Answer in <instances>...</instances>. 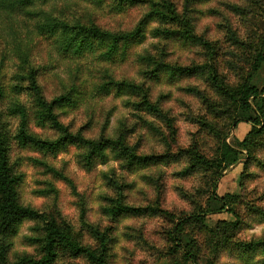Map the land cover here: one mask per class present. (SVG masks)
Segmentation results:
<instances>
[{
  "label": "clouds",
  "instance_id": "1",
  "mask_svg": "<svg viewBox=\"0 0 264 264\" xmlns=\"http://www.w3.org/2000/svg\"><path fill=\"white\" fill-rule=\"evenodd\" d=\"M166 3L175 22L160 14ZM38 7L37 25L79 22L99 35L79 51L63 49L61 27L38 29L24 45L0 40V76L46 62L56 85L21 94L23 116H0L5 167L21 177L11 203L40 214L14 225L15 235L0 231V264H45L53 220L66 240L51 264H264V0H69L62 16L43 0ZM136 33L142 41L128 39ZM65 64L74 71L61 81ZM158 65L192 74L156 82ZM121 84L136 94L117 95ZM49 105L54 120L40 126L36 113ZM21 124L28 135L39 125L53 146L79 140L54 153L17 147ZM105 142L103 159H92Z\"/></svg>",
  "mask_w": 264,
  "mask_h": 264
},
{
  "label": "rangeland",
  "instance_id": "2",
  "mask_svg": "<svg viewBox=\"0 0 264 264\" xmlns=\"http://www.w3.org/2000/svg\"><path fill=\"white\" fill-rule=\"evenodd\" d=\"M41 0H0V40L4 38H9L15 41H19L20 44L24 45L29 42V37H33V33L37 32L39 29L40 32L47 30L48 32L54 31L57 27H61L65 29V40L63 41V49L65 51L68 50H76L79 51L80 45L84 44L85 42L88 43V46H91L90 37L95 35H99L98 33H93L91 29L84 27L82 23H75V24H49V25H37L36 21L40 18L43 13V9L38 7ZM126 0H121V4L125 3ZM44 4L51 3L55 5V7H50L47 9L49 13H55L58 16H62L65 13H68L70 10L66 5L69 3V0H43ZM162 11L161 15H165L163 19L171 20L170 22H175L177 17L173 15V9L167 3L161 6ZM127 23V22H126ZM101 24L105 27H114V23L110 21H101ZM173 35L172 33L165 34V37ZM176 35H179L178 33ZM83 37V38H82ZM34 38V37H33ZM184 38L186 43L191 39L188 37V34H184ZM131 41H142L143 37L136 33L131 38H128ZM72 41V48H69V43ZM114 46L113 44L109 46V52L111 51V47ZM217 49L209 48V53L213 57H217ZM47 59L46 55L42 57L40 52L33 53V60L34 61H41ZM149 63H152L151 59L148 60ZM3 65L0 64V71H2ZM49 69L55 72V66L51 64H47L46 62L40 64L37 67H33L31 70H22L18 69L17 72H8L6 75L0 76V116H2L7 110V115L9 116H16V115H24L25 109L23 107V103L19 101V97L21 94H30L31 92H37L39 87L46 88L50 93L56 91V85L53 83L52 79L49 76ZM74 71L70 64H65L61 70L59 75V79L61 81L65 80L68 77L70 72ZM117 74H120V70H115ZM170 73V74H169ZM215 70H213V74ZM191 71L188 69H172L169 70L166 65H158L156 72L150 74L156 82H160L161 79L167 77L168 83H174L178 79L184 77L185 75H191ZM216 78L213 76V82L219 86L220 82L217 79V82L214 80ZM19 81V83H12L13 81ZM5 81L8 83L6 84ZM24 81H31L27 86H24ZM39 81V83H37ZM117 87V95L122 93L127 94H136V90L131 88L128 85H118ZM229 98L232 100L233 103L236 102V94L235 93H228ZM11 98V100H10ZM30 99V96H29ZM59 100H63L64 97H59ZM6 102H8V108L6 109ZM53 107L57 106V100H53L51 102ZM138 107L143 108V105H139ZM36 119L39 120L40 126H43L46 122L50 120H54L52 116V109L51 105L42 107L41 111L36 113ZM7 127V125H4ZM53 128L56 127L55 123L52 125ZM24 125L21 124V130L18 132V135L15 139H18L20 143L17 147H25L29 143L36 146L38 149L46 151L48 153H54L60 149L67 150L66 142L72 143L73 141H78V137H71L67 136L65 138L61 137L59 143L55 146L48 144V141L41 140L40 137L44 134L39 127V125L32 130V134L28 135L24 130ZM83 131V128L81 129ZM258 130V129H257ZM245 129L243 126L239 127L238 131L236 132L237 137H241L244 133ZM0 137L8 143L7 135H0ZM106 143H101L96 145L93 149L92 159L96 157H102L103 148L106 146ZM10 152L11 149H8ZM92 161L90 160L89 163ZM18 182L16 186L19 185L21 177H16ZM37 195H44L42 192L36 193ZM218 195V193H217ZM118 206H114L112 209H108V211H116ZM197 214L200 213V210L196 212ZM195 214V213H194ZM23 220V219H22ZM21 220V221H22ZM21 221H19L16 225H18ZM219 222V221H218ZM238 221H233V224H236ZM7 234V233H6ZM11 235L16 234V229L10 232ZM32 243H39V241H32ZM60 259H64L63 256L59 257Z\"/></svg>",
  "mask_w": 264,
  "mask_h": 264
},
{
  "label": "trees",
  "instance_id": "3",
  "mask_svg": "<svg viewBox=\"0 0 264 264\" xmlns=\"http://www.w3.org/2000/svg\"><path fill=\"white\" fill-rule=\"evenodd\" d=\"M72 43L73 42L70 41L68 45L69 48H72ZM261 62H264V58H259L256 61L257 65H259V63ZM213 76H215V73L213 74ZM214 80L217 82V78H214ZM242 99H245L246 101V97H242ZM241 107H243V105H241ZM6 150L7 144L0 137V217H2V219H0V231L9 233L14 231V225L24 219L25 216L33 215L35 218H40V214L21 212L23 210L14 208L13 204L11 203L12 196L14 195V193L12 192V187L16 186L18 179L11 176V170L5 167L7 159V157H5ZM227 155L228 153H226V156ZM193 219H198L200 223H203L206 217H204L202 212L200 211V213L194 214ZM48 231V242L45 246V249H43L44 251H46L45 264H51V260H55L57 258L55 249L60 247V245L66 240L64 232L60 227H58L55 220L48 222Z\"/></svg>",
  "mask_w": 264,
  "mask_h": 264
}]
</instances>
